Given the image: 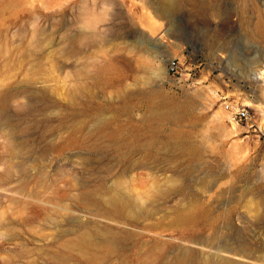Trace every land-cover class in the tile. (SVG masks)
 I'll return each mask as SVG.
<instances>
[{
    "label": "rangeland",
    "instance_id": "374dc122",
    "mask_svg": "<svg viewBox=\"0 0 264 264\" xmlns=\"http://www.w3.org/2000/svg\"><path fill=\"white\" fill-rule=\"evenodd\" d=\"M170 58L178 81L166 73ZM0 98V264H150L178 253L215 264L223 244L252 257L230 256L236 264H264V0H0ZM155 101L191 104L140 135L201 139L192 173L129 169L107 148L65 146L80 116L120 109L129 126ZM225 103L247 119L234 122ZM123 171L132 201L158 199L146 207L153 215L98 221L127 234L110 251L86 252L72 241L97 219L72 195ZM173 181L185 192L164 204L157 189Z\"/></svg>",
    "mask_w": 264,
    "mask_h": 264
},
{
    "label": "bare ground",
    "instance_id": "6f19581e",
    "mask_svg": "<svg viewBox=\"0 0 264 264\" xmlns=\"http://www.w3.org/2000/svg\"><path fill=\"white\" fill-rule=\"evenodd\" d=\"M253 29L254 32L262 31L259 23H256ZM73 46L70 45L69 47ZM190 107L191 104L187 102L179 104L177 109L168 102H149L145 107V114L138 123L129 126L121 120L120 114L122 112L120 109L111 111L108 115L87 113L73 123L66 136L65 146L87 145L95 149L107 148L108 151L123 157L129 169L146 168L154 163H163L170 167L182 166L186 173H192L195 165L201 161V154L205 149L201 139H193L192 135H181L179 132H172L167 135H140V131L151 129V120L160 124L173 122L186 117ZM159 128L160 125L154 130L157 131ZM123 173L125 172L114 176L109 185L100 182L93 185L79 183L80 190L72 195V201H79L84 204L88 213L97 219V222L91 227L82 226L72 244L79 246L86 252L100 249L110 251L117 245L120 236L126 235L127 231L124 228L100 226L98 221L105 220L111 224L137 225L141 219L153 215V211L146 207L158 199H151L146 206L132 201L131 197L126 194V187L122 186ZM174 180L176 181V177ZM211 186L213 184L204 185L203 190L207 191ZM157 190L159 199L166 204L184 194L185 186H176L173 181L171 189L158 188ZM173 192L178 196L171 197ZM259 204L263 206V200H259ZM200 213H202V209L196 207L190 210L189 215L194 218L196 214ZM55 225L60 227L57 220ZM193 242L204 247H211L208 242L197 240ZM214 254L220 257L215 264H236V261L230 259V256H239L247 260L252 258L248 252L236 249L233 244H223L216 247ZM184 257V253H178L171 260L166 259L160 263L150 264H186ZM197 264H208V260H199Z\"/></svg>",
    "mask_w": 264,
    "mask_h": 264
},
{
    "label": "built area",
    "instance_id": "2783aa9c",
    "mask_svg": "<svg viewBox=\"0 0 264 264\" xmlns=\"http://www.w3.org/2000/svg\"><path fill=\"white\" fill-rule=\"evenodd\" d=\"M181 64L176 58H170L166 62V73L173 81H178L181 76ZM224 109L230 111V117L234 122H241L247 119L248 112L243 106L224 104Z\"/></svg>",
    "mask_w": 264,
    "mask_h": 264
}]
</instances>
